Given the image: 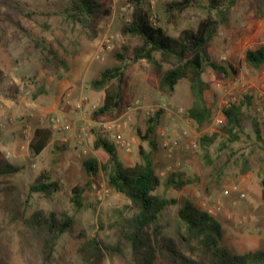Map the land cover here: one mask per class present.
<instances>
[{"label": "rangeland", "instance_id": "rangeland-1", "mask_svg": "<svg viewBox=\"0 0 264 264\" xmlns=\"http://www.w3.org/2000/svg\"><path fill=\"white\" fill-rule=\"evenodd\" d=\"M0 3V165L10 164L20 168L18 173L0 178V264H91L87 260V243L97 239L109 245L115 242L116 231L110 228L116 212L128 215L129 200L116 193L108 185L106 175L100 172L89 178L85 161L95 157L93 131L105 134L116 146L119 159L125 167L140 162V147L151 151L155 170L161 180L157 190L177 203L168 207L161 218L165 234L172 235L177 214L184 202L190 199L208 211L221 224L224 236L221 245L233 254L264 250V141L254 134V122H258L264 140V67L248 69L244 64L247 49L264 43V0H239L229 15V23L219 28L208 47L211 60L224 66L232 65L236 73L226 76L208 68L204 79L210 89L205 97L214 110L211 123L201 132L186 113L191 106L189 82L179 83L172 96L158 90L159 76L149 63L140 61L128 70L131 103L123 113L111 121L95 122L92 113L104 98V92H94L91 80L98 78L106 68L117 66L114 55L127 45L121 30L131 20L132 8L127 0H112L111 14L82 25L70 21L63 11L72 0H1ZM173 0H150L152 9ZM206 5L208 0H199ZM30 14L31 17L28 15ZM206 16L204 10L194 7L184 11L178 24L165 26L177 37L183 29H195ZM42 41L65 59L70 70L46 68L42 50L36 44ZM136 44V40H130ZM161 60V57L158 56ZM165 68L173 60H161ZM252 96L251 118L243 122L249 136L244 137L234 149L217 152L218 143L212 147L215 166L222 173H215L200 156L198 140L202 135L220 134L226 104L239 102ZM85 98L86 100H81ZM83 103L81 109L75 105ZM132 122L124 130V137L131 142L127 153L112 137L110 126L127 113L130 106ZM161 111L154 135L156 147L142 141L139 132L145 134L147 120ZM60 116L70 121V132H56L46 149L35 154L30 144L37 129L49 128L40 121L49 116ZM87 127V135L80 133ZM164 133V134H163ZM176 140L180 149L176 158L181 166L175 168L164 142ZM186 144H195L190 149ZM239 150V151H238ZM232 151H235L232 154ZM248 158L250 170L243 172V159ZM50 172L62 185V191L50 201L30 195V186L42 172ZM184 173L191 183L177 190L163 185L171 173ZM87 183H90L88 186ZM97 184V189L92 184ZM85 187L84 208L75 210L70 201L74 187ZM46 214L55 212L73 217L72 230L63 235L51 258L45 262L42 239L27 234L23 219L35 211ZM101 264H127L120 258H106Z\"/></svg>", "mask_w": 264, "mask_h": 264}, {"label": "trees", "instance_id": "trees-1", "mask_svg": "<svg viewBox=\"0 0 264 264\" xmlns=\"http://www.w3.org/2000/svg\"><path fill=\"white\" fill-rule=\"evenodd\" d=\"M111 1L72 0L63 14L73 23L85 25L93 19L109 16ZM238 1L208 0L206 5H201L199 0H173L158 5L154 11L150 0H127L132 8L131 20L122 28L121 33L128 39V43L114 55L118 65L104 69L89 84L92 91L104 92L103 102L92 113V120L111 121L123 113L131 103L127 72L133 64L146 61L159 76L158 90L165 96L174 95L180 82H189L192 103L186 117L201 132L214 117V110L205 97L210 89L209 83L204 79L207 69L211 68L226 76L236 73L232 65L224 66L211 60L207 50L216 38L219 28L229 23V15ZM194 7L206 13L197 27L183 29L177 37L171 35L165 26L178 24L181 14ZM28 16L31 17L30 14ZM130 40H136L137 43L132 45ZM36 44L42 50V61L46 68H62L69 72L68 63L57 51L42 41H36ZM158 56L161 60H173V65L165 68ZM243 61L248 69H262L264 43L247 49ZM253 99L252 96H245L223 109V140L219 141L220 134L217 133L199 138L200 156L215 173H222L223 169L215 166L216 158H220V154L214 156L212 147L218 143L217 152L222 153L234 149V146L241 144L244 137L249 136L243 122L252 117L250 111ZM160 117L161 111L149 117L145 134L138 131L141 140L148 141L152 148L156 147L153 138ZM254 126L256 139L263 142L256 120ZM93 135L95 157L84 163L87 176L93 178L103 172L109 187L126 197L130 203L126 207L128 215L116 212L111 221L110 228L116 231L115 242L105 245L93 239L87 243V260L91 264H101L106 258H120L127 264H264V250L233 254L223 247L221 241L224 232L221 224L190 199L178 211L173 234L166 235L161 218L164 211L177 202L157 194L161 180L155 170L152 152L141 146L140 162L127 168L119 159L116 146L105 134L94 130ZM52 137L51 128L37 129L30 144L32 151L37 155L42 153ZM243 163V172L246 173L250 170L248 158L245 157ZM19 171L18 167L1 164L0 178ZM184 176L181 172L171 173L163 185L166 189H183L191 183ZM87 184L90 186V183ZM262 185L264 196V181ZM62 189L61 183L54 180L50 172L44 171L38 175L29 190L30 195H38L51 201ZM85 190V187L76 186L71 191L70 201L77 211L84 208ZM74 224L73 217H59L55 212L46 214L43 210H37L23 219L24 231L42 239L45 262L51 258L60 238L70 232Z\"/></svg>", "mask_w": 264, "mask_h": 264}, {"label": "built area", "instance_id": "built-area-1", "mask_svg": "<svg viewBox=\"0 0 264 264\" xmlns=\"http://www.w3.org/2000/svg\"><path fill=\"white\" fill-rule=\"evenodd\" d=\"M81 100H86L85 98H82ZM82 101L79 102L78 104L75 105L76 109H81L82 108ZM138 103L136 104L135 107L130 106L128 108L127 113L124 114L123 117H121L116 126H110V130L113 132L112 137L115 140V142L117 143V145H119L122 149H124V151H126L127 153H130L132 151V145L131 142L129 140H127L124 135H123V129L125 130L128 125L132 122L133 118H132V112L138 108ZM230 104H226V107L229 106ZM264 113V111H263ZM41 124H47L49 128H51L52 130L56 131V132H70L72 129V124L70 123L69 120L62 118L60 116H49L45 119H42L40 121ZM217 123L219 124H223L224 123V118L223 116L217 119ZM80 133L82 135H87V127L86 126H82L80 128ZM164 134V133H163ZM192 146H196L195 144H186L185 148L190 149ZM180 142L176 141V140H172V141H167L164 142V148L167 150L168 152V156L169 158H171L173 160V166L175 168H178L179 166H181V161L180 159L176 158V154L178 153L179 149H180ZM92 187L94 189H97V184H92Z\"/></svg>", "mask_w": 264, "mask_h": 264}]
</instances>
